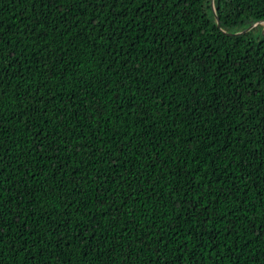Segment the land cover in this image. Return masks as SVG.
<instances>
[{
    "label": "trees",
    "instance_id": "1",
    "mask_svg": "<svg viewBox=\"0 0 264 264\" xmlns=\"http://www.w3.org/2000/svg\"><path fill=\"white\" fill-rule=\"evenodd\" d=\"M0 264H264V0H0Z\"/></svg>",
    "mask_w": 264,
    "mask_h": 264
}]
</instances>
